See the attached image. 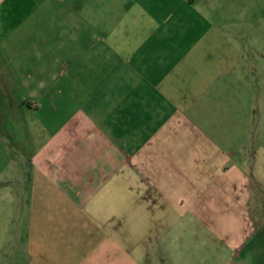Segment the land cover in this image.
Listing matches in <instances>:
<instances>
[{
    "label": "crops",
    "instance_id": "crops-1",
    "mask_svg": "<svg viewBox=\"0 0 264 264\" xmlns=\"http://www.w3.org/2000/svg\"><path fill=\"white\" fill-rule=\"evenodd\" d=\"M258 101L264 0H0V264H264Z\"/></svg>",
    "mask_w": 264,
    "mask_h": 264
},
{
    "label": "rangeland",
    "instance_id": "rangeland-1",
    "mask_svg": "<svg viewBox=\"0 0 264 264\" xmlns=\"http://www.w3.org/2000/svg\"><path fill=\"white\" fill-rule=\"evenodd\" d=\"M261 108V104L258 101L255 104L254 109H245V111H248V116L252 117L253 119L254 128H259V138L263 137L264 132V130H261V128L264 127V110ZM255 134H257V131H255Z\"/></svg>",
    "mask_w": 264,
    "mask_h": 264
}]
</instances>
